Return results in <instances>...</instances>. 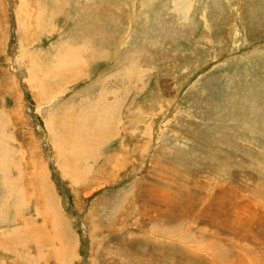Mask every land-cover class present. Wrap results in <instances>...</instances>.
<instances>
[{
	"label": "rangeland",
	"instance_id": "obj_1",
	"mask_svg": "<svg viewBox=\"0 0 264 264\" xmlns=\"http://www.w3.org/2000/svg\"><path fill=\"white\" fill-rule=\"evenodd\" d=\"M16 239L0 264H264V0H0Z\"/></svg>",
	"mask_w": 264,
	"mask_h": 264
},
{
	"label": "bare ground",
	"instance_id": "obj_2",
	"mask_svg": "<svg viewBox=\"0 0 264 264\" xmlns=\"http://www.w3.org/2000/svg\"><path fill=\"white\" fill-rule=\"evenodd\" d=\"M186 2V1H185ZM180 3V2H179ZM176 4V3H175ZM177 5V4H176ZM178 5H180V4H178ZM183 6H184V4H182ZM183 6H182V9H183ZM188 6V5H187ZM179 8L178 9H180V7L181 6H178ZM189 7H190V5H189ZM174 8V7H173ZM185 8H186V6H185ZM185 10V9H184ZM183 11V10H182ZM185 11H187V10H185ZM180 12H181V9H180ZM100 31V30H99ZM70 49V48H69ZM73 50V49H72ZM84 50V49H83ZM93 54V53H92ZM101 54V53H100ZM60 55H62V54H60ZM88 55V54H87ZM91 55V54H90ZM90 55H88V56H90ZM103 55H104V53H103ZM99 56V55H98ZM85 57V56H84ZM94 57V56H93ZM104 57H105V55H104ZM90 57H88V59H89ZM92 58V57H91ZM67 59L68 58H60L59 59V62L58 61H56V63H55V70H58V71H60V72H68L69 70L68 69H66V68H64L63 66H66V65H71V63H67ZM62 60V61H61ZM69 61V60H68ZM88 68V67H87ZM131 70V69H130ZM131 75H132V72L131 71H128L127 72V77L129 78L130 77V80L131 79H133V78H131ZM116 99V98H115ZM102 100V99H101ZM106 101V99L104 98L103 99V102H101V104L102 103H104ZM107 102V101H106ZM94 103V102H93ZM114 102L112 101V104H113ZM94 104H97L96 102L94 103ZM116 104H117V100H116ZM91 106V105H90ZM94 106V105H93ZM107 107H110V105L108 106V105H106ZM114 106H115V104H113V106H111V108H113V110H111V111H113V113H114ZM95 107H96V105H95ZM97 107H98V105H97ZM102 107V106H101ZM103 108H104V106H103ZM92 109H93V107H92ZM97 109V108H96ZM95 109V110H96ZM108 110H109V108H107ZM98 110V109H97ZM107 110V114L109 113V111ZM100 111V110H99ZM106 111V110H105ZM111 111H110V113H111ZM86 112V111H85ZM103 112V111H102ZM104 113V112H103ZM109 113V114H110ZM81 115V114H80ZM85 115V114H84ZM112 116V115H111ZM81 117V116H80ZM83 117V116H82ZM87 117V116H86ZM90 118H91V116H90ZM78 119V122H79V118H77ZM113 119V118H112ZM107 120H111V118H109L108 116H106V114L104 115V114H102V113H98V115L97 116H95V118H93V121H95V127H94V130L92 129V133L93 134H96L97 136L98 135H100L99 136V138L101 137V134H99V132H96L95 131V128L97 129V128H100L99 126H101L102 124H104ZM101 121V122H100ZM114 121V120H113ZM113 121H111V122H113ZM87 124V123H89V120L86 118V120L84 119L83 121H80V125H84V124ZM107 123H108V121H107ZM118 123H119V121H118ZM90 124V126H93L94 125V122H93V124L91 125V123H89ZM109 125V124H108ZM64 126V125H63ZM89 126V125H88ZM88 126H86V128L88 127ZM85 126H83V128H84ZM79 128V127H78ZM89 128V127H88ZM102 129H103V127H102ZM111 129V128H110ZM90 130H91V128H90ZM89 131V130H88ZM99 131V130H98ZM102 131V134L104 133V131L105 130H101L100 129V132ZM64 133V132H63ZM88 133V132H87ZM98 133V134H97ZM63 135V134H62ZM105 135V134H104ZM77 136V135H76ZM97 136H94L93 135V137H97ZM66 137V136H65ZM81 137V136H80ZM85 139H81V141L82 140H86L87 141V143H86V145H85V143H81V145H85V147L84 148H82V149H79V148H71V150L78 156V157H80V158H84V155H89L90 154V152H91V150L92 149H90L89 147H90V145H88V140L86 139V136L84 137ZM63 139V138H62ZM77 140V139H76ZM98 140V139H97ZM101 140V139H100ZM99 140V141H100ZM78 141V140H77ZM85 141V142H86ZM66 142V141H65ZM58 143V142H57ZM67 143V142H66ZM65 144V143H64ZM72 145H73V143H72ZM75 145V144H74ZM67 145H65V147H66ZM82 147V146H81ZM80 147V148H81ZM69 149V148H68ZM87 149H90L89 151L87 150ZM99 149V148H98ZM94 151H97V149H93ZM94 156V153L93 154H91V156ZM96 157V156H95ZM97 158V157H96ZM78 159V158H77ZM93 159V158H92ZM91 159V160H92ZM81 160H83V159H81ZM86 160V159H85ZM4 162V161H3ZM2 163V162H1ZM1 167H2V169H1V171L2 172H6V168L5 167H3V165H1ZM6 177H7V175H6ZM4 178H5V176H4ZM3 212V211H2ZM57 220H58V218H57ZM54 226H56V225H54ZM14 233L17 235V233H16V230L14 231ZM21 235H22V233H21ZM22 244H23V242H21L19 239H16L15 240V242H6V241H4V242H1L0 243V248L1 249H3V250H11V248L13 247L14 248V253H16V254H18L19 255V253H20V251L22 250ZM18 247V248H17Z\"/></svg>",
	"mask_w": 264,
	"mask_h": 264
}]
</instances>
